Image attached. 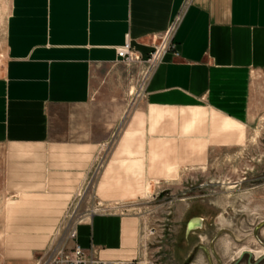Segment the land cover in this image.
<instances>
[{"label": "crops", "instance_id": "1", "mask_svg": "<svg viewBox=\"0 0 264 264\" xmlns=\"http://www.w3.org/2000/svg\"><path fill=\"white\" fill-rule=\"evenodd\" d=\"M178 15V55L162 57L129 112L142 66L118 49L129 42L146 61ZM262 76L264 0H11L0 72L3 264H39L106 148L94 194L115 206L243 143ZM142 229L136 212L99 213L78 223L76 243L139 264Z\"/></svg>", "mask_w": 264, "mask_h": 264}, {"label": "rangeland", "instance_id": "2", "mask_svg": "<svg viewBox=\"0 0 264 264\" xmlns=\"http://www.w3.org/2000/svg\"><path fill=\"white\" fill-rule=\"evenodd\" d=\"M10 7L11 0H0V72L6 60ZM255 79L262 83L264 92V76ZM140 91L139 86L128 96L125 107L129 112L136 107ZM257 97L252 101L254 116L244 130L243 143L213 150L206 166L187 170L184 177L165 183L147 199L126 204L143 217L139 264H185L183 257L189 247L192 255L187 264H228L224 260L232 256L237 261L239 255L234 251L241 248L253 252V257L246 255L240 264L254 263L264 256V93ZM109 151L106 148L101 156L102 165ZM101 168L97 162L55 237L99 207L94 190ZM6 199L0 188V247ZM196 215L204 217L203 227L186 238L187 223ZM151 228L158 230L157 236L147 235L146 229Z\"/></svg>", "mask_w": 264, "mask_h": 264}, {"label": "built area", "instance_id": "3", "mask_svg": "<svg viewBox=\"0 0 264 264\" xmlns=\"http://www.w3.org/2000/svg\"><path fill=\"white\" fill-rule=\"evenodd\" d=\"M181 19H182L181 15L175 17L169 29L161 37L158 38V44L155 47V50L152 52L150 57L144 62H141L140 58L134 55L132 46L129 42H127L123 47L118 49L117 51L118 58L122 62H125L129 65L139 64L142 66L141 84H140L141 90L145 85V83L147 82L153 70L156 68V66L158 65V63L161 61L162 57L166 53L173 51L176 53V55H178L176 45L174 44V37L181 23ZM102 160L103 157L102 158L100 157L97 160L99 168L103 166ZM134 209L130 207V205H126V204L115 205V206L99 205V207L96 209L93 215L99 213L115 214L117 212L126 214L130 212H134L135 211ZM93 215H90L89 217H92ZM79 222L68 227L66 232H64V234H62L61 236L54 238V241L49 247V249L45 252V254L41 256L39 260V264H123V263L108 262L101 260L95 257L92 254V252H87L80 245H78L76 243V240H77V225ZM146 230L148 232L147 234L148 236L158 235V230L156 228H151ZM142 233H143V229H142ZM71 242H73L72 245H70ZM142 243L143 241L141 240V246Z\"/></svg>", "mask_w": 264, "mask_h": 264}, {"label": "water", "instance_id": "4", "mask_svg": "<svg viewBox=\"0 0 264 264\" xmlns=\"http://www.w3.org/2000/svg\"><path fill=\"white\" fill-rule=\"evenodd\" d=\"M196 222H198L200 224L199 227H195L194 226ZM202 227H203V220L202 219L193 220V221H191L188 224L186 232L189 233L191 230L199 229V228H202ZM246 255H248L250 258H252L253 257V252L246 250L245 252H243L241 254V256L238 258V260L236 262H234V264H240L243 261V259H244V257ZM263 260H264V256L260 257L258 260H255L254 263H249V264H260Z\"/></svg>", "mask_w": 264, "mask_h": 264}, {"label": "bare ground", "instance_id": "5", "mask_svg": "<svg viewBox=\"0 0 264 264\" xmlns=\"http://www.w3.org/2000/svg\"><path fill=\"white\" fill-rule=\"evenodd\" d=\"M150 190H151V189H150ZM194 226H195V227H199L200 224H199L198 222H196Z\"/></svg>", "mask_w": 264, "mask_h": 264}]
</instances>
